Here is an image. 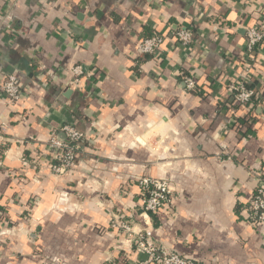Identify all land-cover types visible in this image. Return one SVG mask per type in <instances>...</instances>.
Here are the masks:
<instances>
[{
	"label": "crops",
	"instance_id": "obj_1",
	"mask_svg": "<svg viewBox=\"0 0 264 264\" xmlns=\"http://www.w3.org/2000/svg\"><path fill=\"white\" fill-rule=\"evenodd\" d=\"M261 24L264 0H0V264H136L113 221L152 227L197 264H264V222L247 210L264 176V41L251 105L227 89ZM180 27L192 45L170 37L140 53L143 38ZM65 123L85 139L57 175L47 140H65ZM144 175L170 182L172 212L145 213Z\"/></svg>",
	"mask_w": 264,
	"mask_h": 264
},
{
	"label": "built area",
	"instance_id": "obj_2",
	"mask_svg": "<svg viewBox=\"0 0 264 264\" xmlns=\"http://www.w3.org/2000/svg\"><path fill=\"white\" fill-rule=\"evenodd\" d=\"M170 37L182 45L190 46L194 41L195 33L189 27L172 30L169 36L154 33L142 39L139 46L140 53L142 55L159 54L164 42ZM246 37L245 71L241 78L232 81L227 87L233 101L241 106L251 105L255 97V88L251 86V73L256 48L264 41V25L248 27ZM73 70L76 76L75 83L79 84L81 79L85 77V68L83 65L78 64ZM184 83L189 91L195 90L198 86L195 78L190 75L184 76ZM2 90L9 104H15L21 97L22 87L14 75H9L4 80ZM0 130L3 131L4 127ZM61 131L65 134V140L60 139L56 131H53L47 140V146L50 148L52 158L55 161L51 164V170L57 175H65L73 169L77 152L85 139V133L70 123H65L61 127ZM258 177L259 183L247 208L248 220L255 226L264 222V176L260 175ZM139 186L143 195L145 213L157 214L163 209L172 212L173 188L167 179L144 175L139 179ZM112 227L127 235L126 243L128 244L126 248L129 250L134 248L139 254L143 255L137 260L136 264H197L194 258L182 255L156 243L152 227L135 231L131 225L119 221H113Z\"/></svg>",
	"mask_w": 264,
	"mask_h": 264
}]
</instances>
